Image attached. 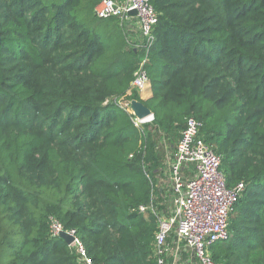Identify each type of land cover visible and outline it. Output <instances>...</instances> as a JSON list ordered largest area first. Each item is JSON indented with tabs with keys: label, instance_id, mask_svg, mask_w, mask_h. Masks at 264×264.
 <instances>
[{
	"label": "trees",
	"instance_id": "16d2710c",
	"mask_svg": "<svg viewBox=\"0 0 264 264\" xmlns=\"http://www.w3.org/2000/svg\"><path fill=\"white\" fill-rule=\"evenodd\" d=\"M101 1L0 0V264H81L52 219L93 264H157L139 209L166 210L157 175L189 118L226 187L244 185L213 261L264 264V0H150L147 102L140 33L98 18ZM121 99L154 121L136 128Z\"/></svg>",
	"mask_w": 264,
	"mask_h": 264
},
{
	"label": "built area",
	"instance_id": "2783aa9c",
	"mask_svg": "<svg viewBox=\"0 0 264 264\" xmlns=\"http://www.w3.org/2000/svg\"><path fill=\"white\" fill-rule=\"evenodd\" d=\"M131 11H136L137 16H131ZM95 13L104 20L119 18L122 26L140 33L141 39L135 46L136 49L144 46L145 55L132 87L144 94L150 90L151 80L143 67L150 59L155 43L153 29L158 23L151 1L102 0ZM118 104L132 115L133 124L138 129L154 121V117L138 120L131 112V102L121 99ZM201 129L202 123L189 118L174 156L167 160V178L162 179V184L165 183L170 192L166 210H158L153 200L139 209L143 214L152 213L157 220L153 251L157 264H217L210 248L230 238L229 220L244 185L239 184L233 189L226 187L220 171L222 160L200 138ZM63 232L74 238L69 246L76 252L79 262L93 264L76 231H66L59 221L52 219V236L60 237Z\"/></svg>",
	"mask_w": 264,
	"mask_h": 264
},
{
	"label": "water",
	"instance_id": "95a60500",
	"mask_svg": "<svg viewBox=\"0 0 264 264\" xmlns=\"http://www.w3.org/2000/svg\"><path fill=\"white\" fill-rule=\"evenodd\" d=\"M130 15L137 16V12L131 11ZM0 44H1V38H0ZM131 112L138 120H145L148 117H154L153 112L148 107H146L142 102L137 100L131 101ZM60 238L63 239L68 245H70L74 241L73 237L69 236L64 232L60 234Z\"/></svg>",
	"mask_w": 264,
	"mask_h": 264
},
{
	"label": "crops",
	"instance_id": "0c3cea01",
	"mask_svg": "<svg viewBox=\"0 0 264 264\" xmlns=\"http://www.w3.org/2000/svg\"><path fill=\"white\" fill-rule=\"evenodd\" d=\"M140 98L142 101L147 102L148 100H150L152 98V89L150 87V90H147L144 94H140ZM190 169H192L190 167ZM191 173H187V175H190ZM167 178V166L165 165L163 171L159 172L157 175L158 181H157V187L161 190V192L164 191V194L161 196L163 197V200H167V198L169 199V203H170V192L168 190V187L165 186V183L162 184V179L163 178ZM168 205V204H167Z\"/></svg>",
	"mask_w": 264,
	"mask_h": 264
}]
</instances>
